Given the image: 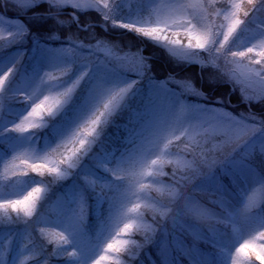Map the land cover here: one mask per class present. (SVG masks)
Masks as SVG:
<instances>
[{"label":"trees","instance_id":"obj_1","mask_svg":"<svg viewBox=\"0 0 264 264\" xmlns=\"http://www.w3.org/2000/svg\"><path fill=\"white\" fill-rule=\"evenodd\" d=\"M88 1L90 2L91 0ZM108 2L111 4L112 0H108ZM172 2L186 4L190 0H143L144 9L139 19L144 22L138 23L136 27L162 29L163 32L159 33V35H166L169 40L176 39L181 41L186 50H191L194 54L198 53L201 56L200 62L195 60H180L168 51L170 45L158 44L151 38L144 37L142 34H137L134 31L113 28L111 22H105L103 14L96 9L85 8L83 11H80L69 6L56 20L48 19L45 22H39L32 18L33 13L31 11L18 15L11 0H0V16H3L5 21L14 20L16 23L27 28L30 33L44 38L49 37L43 35L44 32H57L60 34L58 39L48 41L47 46L60 50L59 54L61 56H68L71 62L67 63L60 70L43 69L41 76H43L49 85L57 83L58 81L54 78L61 77L63 71H68L70 74L69 77H64L65 80L75 79V75L80 70L78 64L81 57L89 56V48L85 46L77 48V55L73 56V45H80L77 42L81 41L83 44H93L98 40L109 41L116 43L123 50L142 49V55L150 57L148 63L151 65V71L142 78L140 84L137 86L136 96L130 101L136 103L138 107L141 106V102L143 104L148 103L145 93L152 90L155 82L163 83L169 80V78L174 77L176 81L190 80L197 88V93L203 92L207 95V100L199 99L198 95L195 94L181 96V104L175 110L174 119L177 122L191 119V122L195 124L197 121L191 109L197 104L214 105L217 98L223 101L222 105H215L218 111L226 110L235 116H239L241 113H251L260 120H264V102L245 103L239 88L233 91L231 84L222 75V73L230 71L231 64H225L223 59H215L214 52L210 54L206 50L188 47L189 33L191 34V43L195 44L196 38L205 34L209 28H212L213 31H227V27L231 22L239 18L247 20V24L246 26L241 25L237 28L238 35L231 50L244 51L247 47L255 45L254 52L250 55L253 60L258 59L259 57L256 53L264 49V5L258 2L256 10L250 12L249 17L246 18L243 12L252 8L247 3V0H243V2L241 0H212V3L205 0L204 9L198 10L204 19L200 23H197L187 12L169 16L167 10L163 9L162 6ZM134 7H136V0H123L122 14ZM46 8L47 5H43L36 9V11L44 12ZM67 11L75 13L77 16L76 21H72V16L74 15ZM225 16L228 17L227 20ZM58 18L69 19L70 22L68 25L66 23L58 25L56 22ZM190 20L191 27H189ZM89 24L92 26L85 30V26ZM17 32L18 29L16 27H10L7 23L0 25V61L3 62L0 64V68H2L0 77H3L4 72H7V69L13 67V65H15L14 71H16L23 65L33 63L32 52L29 51L31 45L30 37L25 39L23 44L10 43L13 39H19L16 36ZM9 33H12V35L10 36ZM218 38L222 40L223 36L220 35ZM17 51L21 54L16 55ZM91 51L93 59L96 57H99L102 61L106 59L99 52L93 49ZM37 59L39 58L37 57ZM236 59L240 60V58ZM242 62L250 63L248 60H243ZM202 64L205 67L202 68ZM252 66L259 67V65ZM149 77H153L154 80L149 79ZM109 78L141 79V77H137L132 73L121 72H117L114 76L110 75ZM81 86L80 92L74 99L73 104L70 105V111L79 107L82 99L87 94L89 82L86 81ZM167 86L175 90L177 95H180L181 89H178L175 83L170 82ZM56 91L62 92L64 89L59 88L53 91L50 87L42 84L40 79H33L31 68L26 74L23 72H18L15 76L9 74V77L4 81L3 87L0 88V121L7 123L8 127H11L13 124H19L22 129L26 130L24 133H15L14 135L17 136H23L27 132L34 131L31 125L40 123L39 118L34 116L24 119L28 111L31 110L32 102L39 103L44 100L45 96H48L49 99L44 101L43 105L47 107L57 98ZM153 99L156 104L166 103L170 105L172 103L171 98L165 101L162 94H160L159 99H156L155 96ZM141 110H143L142 107ZM127 115L125 113L124 119H127ZM248 123H253V121L249 120ZM62 124V119L58 117L48 128L37 133L39 137L38 144H34L31 147L25 145L24 147L12 150L6 143L0 145V204L3 205L0 207V237L8 238L4 241L7 245L4 249V264H66L70 259L68 253L72 252L73 248L68 247L66 251L58 250L64 247L60 237V233L64 232L60 221L65 220L61 190L65 189L66 185L73 183L81 184L80 175L89 170L95 171L100 180L107 183H112L115 180V176L122 177L123 181L118 182L120 183L121 192L126 191L129 186L132 187V191H135L137 196H130L125 201L122 211H127L128 208L132 207L133 203L139 204L142 227L140 229H130L127 233L120 232L123 223L127 221L122 219L119 213L114 215L110 222L113 227L104 232V236L99 242V247L89 257L87 264H96L97 261H99V264H161L159 253L165 243L169 244V251L173 257L179 255L171 247L172 236L180 243L182 250L186 251L195 245L201 253L208 255L217 251V247L213 243V228L216 230L215 239L219 240L223 238L230 240L236 247L240 243L245 242V240L254 246L264 243V239H261L258 235L259 229L249 231L238 224L236 227L240 231L234 233L231 228L226 229L223 225L216 223V220L221 218L222 210L213 201L218 200L219 197L213 193L208 185H202L200 173L204 172L205 169L195 172L191 170L194 166L190 165V161L193 159V156L199 160L200 150L197 149L196 152L187 155H175L177 152L176 145L183 147L185 144L196 145L202 142L204 138L197 135L195 131L190 132L187 136H181L179 141L169 135L168 139L172 140V144H169L167 148L165 147L167 140L154 141L145 145L144 152L148 149L152 150L151 155L147 156L148 160L151 161L159 156L164 162L162 166L157 165L149 168L146 164L142 167L140 159L143 155L142 152L138 154L137 163L134 166L117 168L115 164L109 163L108 167L115 169L114 175L96 168L93 164L95 161L86 160L77 173L67 180L47 173L46 169H44L45 175L41 177L38 173L31 171V166L46 165L47 167H54L59 165L61 171H68L67 165H61L59 161L64 156L71 155L70 152H66L64 149H60L54 153L46 149L41 150L54 141L56 129L60 128ZM109 132L113 134L112 140L114 145L118 149H124L126 147L123 142L124 130L109 128ZM176 135H180V133L177 132ZM207 141L203 146V151L209 162L222 160L231 153L232 148L239 142L235 136L229 138L222 134L210 135ZM262 145H264V139H258L251 157L246 161L260 174H264V152L260 150ZM69 147L72 146L69 145ZM33 149H36V151H33ZM45 151H47L46 156ZM110 153L111 147H105L97 151V155H108L109 160L112 159ZM165 153H172L173 155L169 156L165 155ZM120 155V152L116 153L117 157ZM236 159L239 160L240 157L237 156ZM169 160H172L173 163H168ZM158 169L165 174L153 177L141 174L149 171L156 172ZM173 170L176 173L175 177L172 176ZM216 176L218 182L229 186L227 177H222L219 171L216 172ZM88 179L92 180L94 177L88 176ZM141 184L144 185L142 189L140 188ZM33 187H41L44 189V192L40 194L41 198L36 203L35 211L31 217L25 216L23 211H14L10 204L5 203L6 201L22 200ZM255 187L261 193V201H264V188H261L259 185H255ZM178 189L182 192L180 199H176L174 195ZM188 196H194L213 215L211 218L198 220H189L187 217L178 215L179 224L183 225L184 228L181 229L177 226L174 229L171 219L172 213H169L163 220L161 218L162 213L165 206L178 209L184 203V197ZM260 207L264 208V203H260ZM9 219H11V223H9ZM161 227L172 235L166 237L165 233L160 232ZM102 230L101 217L97 212L95 203H93L91 213L87 215L85 224L83 225V233L80 236L81 246L91 247L93 244H96V237ZM117 232H120V234L116 236V239L127 240L128 244L126 246L118 245L122 249L120 253H114L111 250L104 251L108 241ZM64 235H67V233L64 232ZM150 237L151 243H148ZM8 240H11L10 244H8ZM137 245L140 246L139 249ZM75 250L79 253L80 249L77 248ZM257 251H259L258 247ZM232 253L235 255L234 247ZM133 255L137 256L135 260L131 258ZM101 256L111 257V259L102 260L100 259ZM237 259L241 262L244 261L243 256ZM252 260L254 264H261L254 257ZM180 264H194V261L191 257L184 256Z\"/></svg>","mask_w":264,"mask_h":264},{"label":"snow or ice","instance_id":"obj_2","mask_svg":"<svg viewBox=\"0 0 264 264\" xmlns=\"http://www.w3.org/2000/svg\"><path fill=\"white\" fill-rule=\"evenodd\" d=\"M208 2L212 3V0H208ZM258 2L264 5V0H247V3L252 8L243 12L244 17H249V13L256 10ZM12 4L18 15L31 11L33 13L32 18L39 22H45L48 19L56 20L69 6L80 11H83L85 8L96 9L103 14L105 22H111L113 28L134 31L137 34H142L144 37L151 38L158 44L170 45L168 51L181 60H187L190 55L194 54L185 50L181 41L176 39L169 40L166 35H159V33L163 32L160 28L145 29L136 27L138 23L144 22L139 19L144 9L143 0H136V7L129 9L124 14H122L123 0H112L111 4H109L108 0H91V2H87V0H12ZM43 5H47L46 10L44 12H37L36 9ZM162 7L167 10L169 16L187 12L197 23H200L204 19L198 10L204 9L205 0H190L186 4L172 2L164 4ZM76 19V16H72L73 22ZM225 19L227 20L228 17L225 16ZM56 22L58 25L65 23L62 20H57ZM5 23L10 27L18 29L16 36L19 39H13L10 43L23 44L24 40L30 37L31 45L29 51L32 52L33 63L23 65L16 71H14L15 65L9 67L7 72H4L3 77H0V88L3 87L4 81L9 77V74L13 76L17 75L18 72L26 74L31 68L33 79H40L42 84L50 87L53 91L59 88L64 89L62 92L56 91L57 98L47 107L43 105L44 101L49 99L48 96H45L44 100L39 103L32 102L31 110L28 111L24 119L34 116L39 118L40 123L31 125L34 131L27 132L23 136H17L14 134L24 133L26 130L22 129L19 124H13L11 127H8L7 123L0 121V145L6 143L10 149L15 150L25 145L31 147L34 144H38L39 137L37 133L48 128L58 117L62 119L63 124L60 128L56 129L54 141L41 150L46 149L54 153L60 149H64L66 152H70L71 155L64 156L59 161V164L67 165L68 171H61L59 165L54 167L41 165L31 166L32 172L38 173L43 177L45 175L44 169H46L47 173L67 180L76 174L85 164V161L88 160L95 161L93 164L96 168L114 175L115 169L109 168V163L115 164L117 168L134 166L137 163L138 154L142 152L143 155L140 159L142 162H146L147 156L151 155L152 152L151 149H148L146 152L143 151L146 144L167 140L165 144L167 148L169 144H172V140L168 139L169 135L179 141L181 136H187L190 132L195 131L197 135L204 138L202 142L196 145L185 144L183 147L176 145L177 152L175 155H187L196 152L197 149L200 150L199 160L193 156V159L190 161V165L194 166L191 170L195 172L205 169L204 172L200 173L202 177L201 183L202 185H208L213 193L219 197L218 200L213 201L222 210L221 218L217 219L216 223L223 225L226 229L231 228L234 233L240 231L236 227L238 224L249 231L259 229L258 235L261 239H264V208L260 207V203H264V201L257 202L254 198V193L257 191L255 185L264 188V174L258 173L255 168L246 163L251 157L253 149L256 147L257 140L264 139V120H260L251 113H241L239 116H235L226 110L218 111L215 105H222L223 101L217 98L214 105L197 104L191 109L197 121L195 124L191 122V119L177 122L174 119L175 110L181 104V96L195 94L198 95L199 99L207 100V95L203 92L197 93L194 88L187 87L182 82H177L174 77L169 78V80L163 83L155 82L152 90L145 93L148 103L143 104L141 102V106L138 107L136 103L130 101L136 96L137 86L144 75L151 71V65L148 63L150 57H144L142 49L138 50L141 53L139 57L133 54V59L138 62L125 67L122 61L126 57L106 58L103 61L99 57L93 59V53L89 48V56L81 57L78 64L80 70L75 75L74 80H65L64 77H69L70 74L68 71H63L61 77L54 78L58 82L49 85L43 76H41L43 69L60 70L67 63L71 62L68 56H61L59 54L60 50L47 46L48 41L58 39V37L55 34L47 38L32 34L23 25L16 23L14 20L5 21L4 17L0 16V25ZM246 24L247 20L236 18L227 27V31H213L212 28H209L205 34L196 38L195 44L191 43V34L189 33L188 47L206 50L210 54L214 52L215 59H223L225 64H236V68L224 72L222 75L231 84L232 90L235 91L239 88L243 101L251 104L252 102H264V49L256 53L259 58L255 60L250 55L254 52L255 45L247 47L244 51L231 50L238 35L237 28L241 25L246 26ZM91 26L90 24L86 25L85 30ZM191 26L190 20L189 27ZM9 35L11 36L12 33H9ZM220 35L223 36L222 40L218 38ZM83 47V45H73V56L77 55V48ZM20 54L17 51L16 55ZM236 58H240V60ZM243 60H248L250 62L249 65L241 67L240 65ZM2 63L0 61V64ZM252 65H259V67ZM201 67L203 68L205 65L202 64ZM0 71H2V68H0ZM117 72L132 73L137 77H141V79L109 78L110 75L114 76ZM149 79L154 80L153 77H149ZM86 81L89 82L86 96L82 99L78 108L70 111V105L73 104L74 99L81 90V85H84ZM170 82L175 83L177 88L181 89L180 95H177L175 90L167 86ZM160 94L163 95L165 101L171 98L172 103L170 105L166 103L156 104L153 97L155 96L156 99H159ZM141 107L143 110H141ZM125 113L128 114L127 119H124ZM249 120L253 121V123H248ZM109 128L124 130L123 142L126 145L124 149H118L114 145L112 140L113 134L109 132ZM177 132L180 135H176ZM213 134H222L229 138L235 136L239 142L235 144L228 156L222 160L209 162L203 151V146L208 142L207 138ZM69 145L72 147H69ZM105 147H111V160L108 159V155H97V151ZM260 150L264 152V145L261 146ZM33 151H36V149H33ZM117 152L121 153L119 157L116 156ZM46 155L47 151H45ZM165 155L171 156L173 154L165 153ZM237 156L240 157L239 160L236 159ZM163 163L160 157L157 156L156 159H152L150 163H147V167L162 166ZM168 163H173V161L169 160ZM217 171L221 173L222 177L228 178L229 186L218 182ZM141 174L153 177L165 173L158 169L156 172L149 171ZM175 175V170H173L172 176L175 177ZM88 176H93L94 179L89 180ZM80 181L82 186L81 184L73 183L66 185V190H61L65 216V220L61 222V226L67 235H64V232L60 233L64 247L58 250L66 251L68 247L73 248V251L68 253L70 259L66 264H87L89 257L99 247V242L103 238L104 232L113 227L110 222L117 213L120 214L122 219L127 221L123 223L120 232L127 233L130 229H140L142 227L139 204L133 203L132 207L128 208L127 211H122L125 201L130 196H137V193L132 191L131 186L126 191L121 192L120 183L118 182L123 181L122 177L115 176V180L112 183H107L101 181L95 171L89 170L80 175ZM143 187L144 185L141 184L140 188L142 189ZM42 192H44V189L41 187H33L22 200L6 201L5 203L10 204L14 211H23L25 216L31 217L35 211L36 203L41 198L40 194ZM174 195L176 199H180L182 192L178 189ZM93 203H95L97 212L100 214L103 230L96 237V244H93L91 247H82L80 236L83 233L86 217L91 213ZM2 206L0 204V207ZM169 213H172L171 219L174 229L177 226L181 229L184 228L183 225L179 224L178 215L187 217L189 220L208 219L213 215L194 196L184 197V203L178 209L165 206L161 217L162 220ZM11 222V219H9V223ZM25 223L27 222L25 221ZM212 231L214 233L213 243L217 247V251L205 255L195 245L185 251L181 249L180 243L176 238L172 236L171 247L179 255L173 257L169 251V244L165 243L159 253L161 264H180L184 256L191 257L194 264H254L253 257L256 261L264 264V243L254 246L245 240V242L240 243L236 247L230 240L223 238L219 240L215 239V228ZM120 232L112 236L111 240L106 244L104 251L111 250L114 253H120L122 249L118 245L126 246L128 244L127 240L116 239V236ZM160 232L165 233L166 237L172 235L171 233H167L162 227L160 228ZM7 239V237H0V264H4V249L7 247L4 241ZM10 243L11 240H8V244ZM148 243H151V237ZM233 247L235 255L232 253ZM257 247L259 251H257ZM77 248L80 249L79 253L75 250ZM137 248L139 249L140 246L137 245ZM240 256L244 257L243 262L237 259ZM131 258L135 260L137 256L133 255ZM100 259H111V257L101 256ZM96 264H99V261Z\"/></svg>","mask_w":264,"mask_h":264},{"label":"rangeland","instance_id":"obj_3","mask_svg":"<svg viewBox=\"0 0 264 264\" xmlns=\"http://www.w3.org/2000/svg\"><path fill=\"white\" fill-rule=\"evenodd\" d=\"M87 2H89V1L87 0ZM58 20L64 21L67 25L70 22L69 19H60V18H58ZM53 34H55L56 37L60 36V34L57 33V32H51V33H45L44 32L43 33V35H46V36H52ZM77 43L80 44V45L85 46L86 48H90V49H93V50L99 52L100 54L104 55L106 58L126 57V59H124L122 61L123 65L125 67H129L130 65H134V64H136L138 62L137 60L133 59V54H135L137 57H139L141 55V53L138 50H123L116 43H114V42L112 43V42H109V41L98 40V41L94 42L93 44H83L81 41L77 42ZM187 51L189 53H193V51H191V50H187ZM174 57L175 58H179V57H176V56H174ZM200 57L201 56L198 53H195L193 55H190L187 58V60H195L197 62H200V60H201ZM244 65H249V64L241 62L240 66L243 67ZM236 67H237L236 64H231L230 70L232 68H236ZM145 75H147V73ZM145 75H144V77H145ZM177 82H182V83L185 84V86L192 87L197 92V88L195 87V85L190 80H178ZM149 162L150 161L148 160V158H146V162H142L141 161V166L143 167ZM256 189H257V191L254 193V198L257 200V202H259L260 199H261V194H260L259 189L258 188H256ZM62 221L63 220L60 221V224H61Z\"/></svg>","mask_w":264,"mask_h":264}]
</instances>
